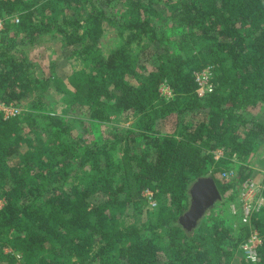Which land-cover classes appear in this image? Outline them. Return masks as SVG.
<instances>
[{"label":"trees","instance_id":"16d2710c","mask_svg":"<svg viewBox=\"0 0 264 264\" xmlns=\"http://www.w3.org/2000/svg\"><path fill=\"white\" fill-rule=\"evenodd\" d=\"M121 1L0 0V102L19 109L0 111V264H264V205L235 230L213 209L191 229L180 220L195 181L237 192L250 163L218 174L264 153V0ZM105 22L120 36L108 53ZM46 36L83 66L64 75L31 57ZM120 115L138 120L105 135ZM146 190L156 219L127 223ZM253 231L255 261L242 248Z\"/></svg>","mask_w":264,"mask_h":264},{"label":"rangeland","instance_id":"374dc122","mask_svg":"<svg viewBox=\"0 0 264 264\" xmlns=\"http://www.w3.org/2000/svg\"><path fill=\"white\" fill-rule=\"evenodd\" d=\"M119 3L120 5L118 8L122 7V5L124 4L121 0H119ZM104 28H105V32H104L103 37L101 38L100 45H101L103 52L108 53L111 48L119 44L120 36L118 34L117 27L113 25L112 23L105 22ZM24 48L25 50L28 51L31 57L33 56L34 58H37V60H40L41 57L54 60L56 62L57 71L64 75H70L74 71L80 69L83 66L80 58L75 53L76 48L64 47V44L60 38H53V37L51 38V36L41 37L37 40L35 44H28ZM168 88H169L168 85H163L161 90L166 99H171L173 97L172 90L170 89L171 90L170 91ZM57 105L58 104H56V106ZM59 109H61V107L57 108L56 110L60 111ZM0 111L3 113L4 116L7 113H11L12 112L11 105H5L4 107L0 102ZM249 112L260 114L261 109L253 108ZM249 112H247V114H249ZM137 120H138L137 117H134L133 119L129 120L122 115L113 116L112 120L107 125L102 126V129L105 135H107L108 130L110 128L112 129V126H119L124 129L133 128ZM74 129H75V132L81 131V127L78 126V124H75ZM216 152H217V155L218 154L222 155L223 150L217 149ZM239 163H243L245 165L250 163L248 165V170H247L248 176L246 179L255 180V182H258V183L262 182V180L264 179V153L262 155H258L257 159L255 158L251 159L249 157L247 160H239L235 157L232 161V164L230 165L231 166L230 169L226 171L227 172L232 171L233 174H235V172L238 169ZM223 172H225V170L218 174L219 178L223 179L222 177ZM241 183L238 184L237 186L238 189L239 187H241ZM237 192H235L232 189H229L225 193L221 192L222 198L218 200L215 206L212 208L213 209L212 214H215L216 212H219V211L220 212L223 211V216L228 218V223L230 225V228L233 230H235L238 224L237 216L240 217V214H241V212L239 211L234 213V210L232 207V205L236 203L235 198H236V195L238 197ZM164 198L166 199V203H167L169 200L168 197L165 195ZM220 201H224L223 203L224 205H222ZM3 204H4V200L0 199V207ZM158 210H159L158 206H156L155 208H152L147 202V211L139 213L136 217H132V218L127 217L125 218V220L127 223L134 222V221L145 222V221L152 220V219L155 220L157 217ZM10 250L11 249L7 248V251H10ZM18 256L20 257V255Z\"/></svg>","mask_w":264,"mask_h":264},{"label":"built area","instance_id":"2783aa9c","mask_svg":"<svg viewBox=\"0 0 264 264\" xmlns=\"http://www.w3.org/2000/svg\"><path fill=\"white\" fill-rule=\"evenodd\" d=\"M3 24L0 20V29ZM195 78L198 83V92L200 95H204L207 92H211L214 89L213 74L211 66L205 67L200 71L195 72ZM170 90V88H168ZM171 91V90H170ZM4 107L5 104L1 103ZM12 112L7 113L5 117L16 115L19 109L16 106L11 105ZM220 154L216 155L218 158ZM236 174V172H235ZM232 171H225L222 173L223 178H233L235 176ZM264 187V179L258 183L255 180L246 179L241 183V187L238 189V202L233 204L234 213L241 212L240 219L243 223H249L252 213L258 210L264 205V196L262 195V189ZM145 195L148 198L150 207L155 208L157 206V200L154 197V192L150 190L145 191ZM261 236L257 231H253L249 239L242 245L244 255L247 259L255 261L258 256L257 247L261 243Z\"/></svg>","mask_w":264,"mask_h":264},{"label":"water","instance_id":"95a60500","mask_svg":"<svg viewBox=\"0 0 264 264\" xmlns=\"http://www.w3.org/2000/svg\"><path fill=\"white\" fill-rule=\"evenodd\" d=\"M190 193V207L180 217L181 222L188 229L197 226L200 219L222 198L221 192L212 177L199 178L191 186Z\"/></svg>","mask_w":264,"mask_h":264}]
</instances>
